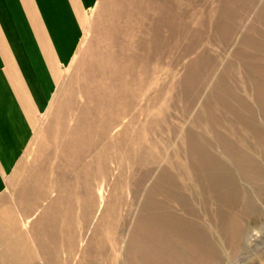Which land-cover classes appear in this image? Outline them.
<instances>
[{
  "label": "rangeland",
  "instance_id": "rangeland-1",
  "mask_svg": "<svg viewBox=\"0 0 264 264\" xmlns=\"http://www.w3.org/2000/svg\"><path fill=\"white\" fill-rule=\"evenodd\" d=\"M1 198L0 264H264V0H98Z\"/></svg>",
  "mask_w": 264,
  "mask_h": 264
},
{
  "label": "crops",
  "instance_id": "crops-1",
  "mask_svg": "<svg viewBox=\"0 0 264 264\" xmlns=\"http://www.w3.org/2000/svg\"><path fill=\"white\" fill-rule=\"evenodd\" d=\"M98 0H0V201Z\"/></svg>",
  "mask_w": 264,
  "mask_h": 264
},
{
  "label": "bare ground",
  "instance_id": "bare-ground-1",
  "mask_svg": "<svg viewBox=\"0 0 264 264\" xmlns=\"http://www.w3.org/2000/svg\"><path fill=\"white\" fill-rule=\"evenodd\" d=\"M156 2V1H155ZM154 4V3H153ZM145 6V5H144ZM141 7V6H140ZM143 10V9H142ZM145 13V12H144ZM147 69V68H146ZM145 69V70H146ZM141 70V69H140ZM142 71H144V69H142ZM149 71V70H148ZM146 77V76H145ZM121 79V78H120ZM130 79V78H129ZM132 79V78H131ZM142 79H143V77H142ZM141 82H143L142 80H141ZM130 83H131V81H130ZM145 83V82H144ZM127 86H129V85H127ZM141 86V85H140ZM116 87V86H115ZM128 88V87H127ZM134 88V87H133ZM133 92H134V90H133ZM139 93V92H138ZM128 94V93H127ZM137 94V93H136ZM130 95H132V94H130ZM114 99V98H113ZM129 101V100H128ZM127 101V102H128ZM120 102V101H119ZM119 102H115V106H114V108H120L121 107V102L119 103ZM106 104V103H105ZM111 104H112V102H109V105L111 106ZM123 104V103H122ZM124 107V106H123ZM118 111V110H117ZM124 111V110H123ZM120 113V112H119ZM115 115H116V113H114ZM121 114V113H120ZM104 120V119H103ZM115 120V119H114ZM113 120V121H114ZM102 121V120H101ZM98 122V121H97ZM114 122H116V121H114ZM111 125H112V123H111ZM221 140H223V143H224V145L226 146V148H228V149H230L229 148V146H231V144H230V139H224V138H221ZM83 141V140H82ZM223 147V146H222ZM90 148V147H89ZM236 148H238V150H239V154L237 155H235L234 153H232V152H229L228 154L230 155V157L231 158H238L237 160H236V162H237V165H238V167L243 171V173H245V172H247L251 167H254L255 168V170H253L251 173H250V175H249V178H251V177H253L252 178V183H253V179H255L256 178V176H258L257 175V173H256V171H257V166H256V163H255V161L250 157V155L248 154V153H246L245 152V149L243 148V145L241 144V143H238L237 145H236ZM86 154H88V152L86 153ZM229 157V158H230ZM100 162V161H99ZM235 162V161H234ZM106 167V166H105ZM245 169H246V171H245ZM222 173V172H221ZM217 174V176L218 177H221L220 176V174H218V172L216 173ZM222 175V174H221ZM216 178L215 180L217 181V179H219V178ZM224 177V176H223ZM204 178H206V180L204 179ZM208 177L207 176H205V174L203 175V179L205 180H202L203 181V183H205V184H207L208 183V181L209 180H212V181H214L213 179H211V178H209V179H207ZM219 181V180H218ZM210 182L211 181H209V184H210ZM212 186H213V184H211V185H209L208 186V191L210 190V192H211V194H214L215 193V188H212ZM88 187L89 186H87V192H86V194H88L87 196V198H88V200H89V203L91 204V202L90 201H92V196H90V192H89V190H88ZM81 207V206H80ZM79 207V208H80ZM87 207V206H86ZM91 207H92V205H91ZM88 209V208H87ZM87 212V211H86ZM75 213V212H74ZM147 228L148 227H144L143 228V233H142V236L143 237H148L147 239H145V241L146 240H151L152 239V236L151 235H154L153 233L151 234L150 233V231L152 232V230L151 229H149V230H147ZM147 231H149V236H147ZM151 236V237H150ZM159 237V235H156L155 236V238H158ZM161 239H164V237H161ZM7 254V253H6ZM157 254V253H156ZM12 255V254H11ZM17 255V254H16ZM3 256V255H2ZM8 256V255H7ZM3 258V257H2ZM1 258V259H2ZM19 258V257H18ZM17 258V259H18ZM6 259H8V258H6ZM21 259V258H20ZM148 259H150V258H148ZM162 259H164V258H162ZM10 260V259H9ZM171 260V259H170ZM17 261V260H16ZM9 262V261H8ZM19 262V261H18ZM151 262H153V260L151 259ZM170 262V261H169ZM168 262V263H169ZM10 263V262H9ZM167 262H160V264H166ZM7 264V263H6ZM12 264H13V262H12ZM15 264V263H14ZM19 264V263H18Z\"/></svg>",
  "mask_w": 264,
  "mask_h": 264
}]
</instances>
